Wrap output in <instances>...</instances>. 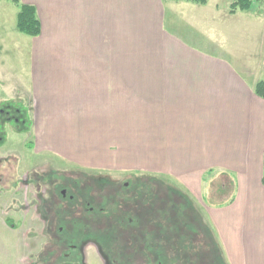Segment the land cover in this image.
<instances>
[{"label":"crops","instance_id":"1","mask_svg":"<svg viewBox=\"0 0 264 264\" xmlns=\"http://www.w3.org/2000/svg\"><path fill=\"white\" fill-rule=\"evenodd\" d=\"M24 2L36 7L41 32L40 14L56 9L60 15L48 26L58 33L46 43L58 48L51 59L57 61L58 87L64 99L73 96L76 108L88 110L83 123L88 120L89 134L106 145L98 159L89 160L61 153V146L47 148L81 168L164 176L192 193L205 179L222 176L235 198L208 208L207 216L218 227L227 264H264V98L253 89L260 65L248 66L246 54L227 49L225 24L210 9L196 26L189 12L178 18L179 8L199 11L208 4Z\"/></svg>","mask_w":264,"mask_h":264},{"label":"rangeland","instance_id":"2","mask_svg":"<svg viewBox=\"0 0 264 264\" xmlns=\"http://www.w3.org/2000/svg\"><path fill=\"white\" fill-rule=\"evenodd\" d=\"M231 1L208 0L206 8L199 7L201 8L199 11L179 8L177 15L179 19H183L184 12H189L191 16H188V20L191 25L196 26L200 21L206 20L205 15L209 14L207 12L210 9L211 17L218 18L222 20V25L225 24L226 30L225 32L221 30V33L227 49H234L240 52V55L246 54L249 60L245 63L248 66L260 65L254 70L255 75L260 77L257 81L262 80L264 0L256 3L246 13L236 14L228 12ZM48 10L50 12L47 14H40L44 31L37 37H29L16 30L17 8L7 0H0V109L8 103L10 113H13L12 109L15 114L18 110H27L32 119V125L27 131L15 130L12 124L0 121L4 127V132H1L0 136L2 138L5 136L0 142V264H39L37 254L40 252L43 254L42 246L47 240V235L44 231L43 214L39 211V198L44 197L46 186L43 185L37 190L32 183L34 179L31 172H47L50 169L48 177H54L56 181L62 183L63 179L70 177L66 173L81 168V164L77 165L73 160L64 158L47 147L61 146V153L66 150V153L69 152L82 160L98 159V153L106 147L105 142L97 137V134L94 138L96 142L89 134V121L84 123L82 121L86 119L83 115L88 114V110L84 112L76 108L71 102L73 96L64 99L63 92L58 87L57 61L56 63L51 61L53 57L55 59L58 56V48H48L46 43L51 42L49 38L58 33L50 27L52 20H56L60 15H57L56 9ZM195 13L204 18L197 17ZM254 16L258 19L255 20ZM221 33L219 32V37ZM226 35L230 38L227 39ZM164 179L182 188V191L192 198L193 206L200 213L201 220L218 234V227H215L216 229L213 227V222L208 219L207 210L232 201L235 198L232 185L230 183L224 185L222 176H215L210 182L205 179L193 194L181 183L166 177ZM52 202L56 209L70 208L67 201L59 196ZM222 224H225V221H222ZM88 251L91 252V249ZM223 254L225 256L224 251ZM177 256L168 251L162 257V262H180V255ZM89 263L97 264L93 258Z\"/></svg>","mask_w":264,"mask_h":264},{"label":"flooded vegetation","instance_id":"3","mask_svg":"<svg viewBox=\"0 0 264 264\" xmlns=\"http://www.w3.org/2000/svg\"><path fill=\"white\" fill-rule=\"evenodd\" d=\"M49 171L31 172L37 190L46 186L39 198L47 235L42 256L37 254L39 264H91V258L97 264H208L182 261L183 254H178L180 262H162L168 251L178 257L173 232L179 196L164 176L80 168L66 173L70 177L61 183L49 178ZM57 196L67 201L68 210L51 203ZM183 205L193 208L188 200ZM191 208L185 212L190 218ZM196 220L201 221L200 213ZM70 221L77 222L74 229Z\"/></svg>","mask_w":264,"mask_h":264},{"label":"trees","instance_id":"4","mask_svg":"<svg viewBox=\"0 0 264 264\" xmlns=\"http://www.w3.org/2000/svg\"><path fill=\"white\" fill-rule=\"evenodd\" d=\"M12 3L16 8L15 15V27L16 30L29 37H37L41 33V22L37 14L36 7L33 4L25 3L22 0H7ZM175 1H186L193 4L204 5L208 0H175ZM261 0H232L229 4V13L236 14L237 12H247L256 4L260 3ZM254 93L264 98V79L259 80L254 85ZM9 104H4L0 109V121H6L8 124H12L15 130L27 131L32 125V119L28 114L27 110H18L16 114L12 109L13 113L9 111ZM0 122V133L4 132V127ZM0 136V142L4 140ZM261 184L264 186V152L262 158V176ZM179 200L177 201V217L175 222V232L176 240L174 243L176 247L177 254H183L184 258L182 261L191 262V263H208V264H227L226 258L223 254L221 244L219 243L214 231L211 226H209L205 221H200L196 223V215L198 216L197 210L193 206L192 198L185 192L182 191V188L176 187ZM74 198V196H73ZM188 200L189 206L183 205V201ZM186 208H191L194 211V215L187 217L185 215ZM96 211V209L94 208ZM55 212V211H54ZM67 212V211H66ZM58 214H55L56 218ZM74 218V217H72ZM71 220V219H70ZM75 220V219H73ZM72 220V221H73ZM70 221V226L74 229L75 224ZM80 222H78L79 224ZM195 223V224H194ZM63 228H66V225H61ZM184 228V230H182ZM167 240V238L165 239ZM168 241V240H167ZM187 251L193 252L186 255ZM42 256V254H40ZM182 255V256H183ZM144 262H150L143 260Z\"/></svg>","mask_w":264,"mask_h":264},{"label":"water","instance_id":"5","mask_svg":"<svg viewBox=\"0 0 264 264\" xmlns=\"http://www.w3.org/2000/svg\"><path fill=\"white\" fill-rule=\"evenodd\" d=\"M63 264H68V263H63Z\"/></svg>","mask_w":264,"mask_h":264}]
</instances>
